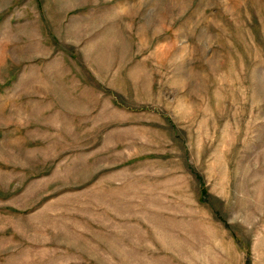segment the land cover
Listing matches in <instances>:
<instances>
[{"label":"rangeland","instance_id":"obj_1","mask_svg":"<svg viewBox=\"0 0 264 264\" xmlns=\"http://www.w3.org/2000/svg\"><path fill=\"white\" fill-rule=\"evenodd\" d=\"M0 264H264V0H0Z\"/></svg>","mask_w":264,"mask_h":264}]
</instances>
